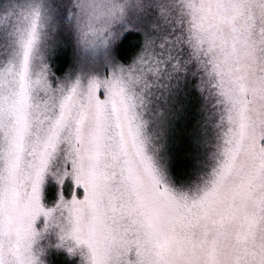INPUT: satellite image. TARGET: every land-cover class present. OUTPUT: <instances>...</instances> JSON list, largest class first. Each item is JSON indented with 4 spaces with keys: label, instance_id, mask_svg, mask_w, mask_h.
<instances>
[{
    "label": "snow or ice",
    "instance_id": "obj_1",
    "mask_svg": "<svg viewBox=\"0 0 264 264\" xmlns=\"http://www.w3.org/2000/svg\"><path fill=\"white\" fill-rule=\"evenodd\" d=\"M0 264H264V0H0Z\"/></svg>",
    "mask_w": 264,
    "mask_h": 264
}]
</instances>
